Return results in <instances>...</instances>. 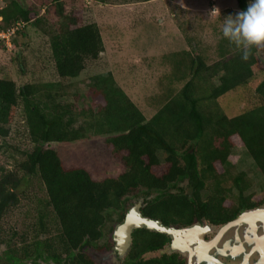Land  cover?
I'll return each mask as SVG.
<instances>
[{"label":"trees","instance_id":"obj_1","mask_svg":"<svg viewBox=\"0 0 264 264\" xmlns=\"http://www.w3.org/2000/svg\"><path fill=\"white\" fill-rule=\"evenodd\" d=\"M5 1L0 29L25 24L12 42L15 48L26 47L30 25L46 36L58 80L18 87L14 80L0 78V139L11 136L21 110L32 146L23 152L17 148L21 158L11 155V166L0 167V264H95L84 249L98 248L108 222L118 216L122 223L132 206L129 202L138 197L144 200L142 214L167 226L197 221L224 225L242 211L263 205L264 198L244 196L252 188L249 175L238 172L233 163L226 165L240 142L264 177V80L253 92L255 105L235 117L225 115L217 101L251 89L264 71L259 57L264 47H253L244 61L222 29L210 46L182 29L187 47L159 57L168 71L153 98L158 109L147 121L115 76L100 65L106 48L97 23H86L82 14L67 11L64 0H53L46 10L49 14L55 7L54 19L23 0ZM236 2L238 11L229 12L233 16L246 10L250 0ZM156 47L161 45L145 51ZM83 74H90L92 100L88 108L79 109L66 97L71 82ZM91 136L105 137L110 153L123 162V173L96 180L86 168H67L59 153L49 148ZM33 179L45 192L35 207L36 220L25 230H7L5 219L29 201L30 192L20 189ZM185 180L188 187L179 188ZM174 189L178 193H172ZM228 200L235 203L227 204ZM167 239L147 229L135 230L123 264H179L144 259L147 251L161 248Z\"/></svg>","mask_w":264,"mask_h":264},{"label":"rangeland","instance_id":"obj_2","mask_svg":"<svg viewBox=\"0 0 264 264\" xmlns=\"http://www.w3.org/2000/svg\"><path fill=\"white\" fill-rule=\"evenodd\" d=\"M23 1L28 6L37 7L42 15L55 18V7L49 14L46 13V10L52 7L53 0ZM63 4L67 11L73 10L82 14L86 23L99 25L106 48L100 65L115 76L118 85L143 112L147 121L158 109L153 98L160 92L159 80L168 71L167 67L159 63V57L187 47L182 29L189 36L197 37L205 46H210L211 43L217 42V31L222 29L224 20L231 15L229 12L238 11L236 0H156L149 3H141L138 0H64ZM6 5L5 1L4 7ZM27 33L29 39L26 47L15 48L11 45L4 48L1 44L0 78H10L18 87L30 83L57 81L49 39L31 25L27 28ZM21 42H26V39H21ZM151 45L161 47L145 51ZM259 57L264 64V51L259 53ZM89 75L83 74L71 82L70 96L66 97L68 102L76 103L79 109L91 105L92 98L88 93ZM263 80L264 71L258 74L250 90L232 92L219 99L217 103L222 112L232 118L254 106L256 100L253 92ZM21 112L19 110L16 116L11 136L6 141L0 139V167L11 166V155L17 159L21 158V154L16 152L17 148L23 152L32 147L25 134ZM49 148L59 153L67 168H86L96 180L109 176L117 177L125 171L123 162L108 150L103 136H91L89 139L71 143H52ZM159 155L163 160L164 155ZM230 161L226 165L227 168L233 163L238 172H246L252 180V188L246 191L244 196L251 195L256 196L257 200L263 199L264 177L240 142L236 143ZM188 184L189 181L185 180L178 186L186 189ZM20 190L30 192L29 201H24L23 206L5 219L7 230L14 226L25 230L24 227L34 222L37 217V201L45 196L38 179H33L31 184L23 186ZM178 191L174 189L172 193ZM143 201L138 197L128 205H132V208ZM230 203L235 202L228 200L227 204ZM119 224L121 223L118 216H115L114 221L108 222L105 227L104 237L98 244L100 248L84 249L95 264L125 262L127 252L119 254L114 243L116 229H113ZM155 256L158 254L148 257Z\"/></svg>","mask_w":264,"mask_h":264},{"label":"flooded vegetation","instance_id":"obj_3","mask_svg":"<svg viewBox=\"0 0 264 264\" xmlns=\"http://www.w3.org/2000/svg\"><path fill=\"white\" fill-rule=\"evenodd\" d=\"M142 206H143V202H142ZM262 207L264 208V203H263V205H261L260 207H257V208H262ZM141 209H142V207H141ZM254 209H256V208H254ZM249 210H253V209L244 210L239 215H241L243 212L249 211ZM251 221L252 220H250L249 223L242 224L240 226V228L233 230L227 236H225V239H227V241H231L232 243H235V246L237 247L238 250L231 245L229 246V244L224 245L223 243H224L225 239L223 240V242L220 245L218 244L217 247H214V249H211V250L208 249L207 250L206 247L202 246L199 243L200 238L196 237V240L192 246L194 253L200 254L199 251L201 252L202 250H205L207 252V255H208V258H206L204 261H203V258H198L199 260H198L197 264H264V219L263 220L262 219H256L253 222H251ZM195 224H199L203 228L204 227L205 228H207V227L212 228L210 231H208L204 234L203 238H204V241H206L207 243L212 242L217 237L218 230L225 225V224L224 225H214L212 223H207V222L201 223L200 221L195 222L193 225H195ZM165 226H167V225H165ZM190 226H192V225H190ZM171 227H175L177 229H182V228H185L188 226L177 225V226H171ZM213 228H214V230H213ZM115 231H114V234H115ZM151 232H153V231H151ZM241 235H243V238L240 239ZM167 237H168L167 242L161 248H159L155 251H147L144 254V259L145 260L158 259V260H161L162 262L165 259L166 260L172 259V260H175L176 262H178L179 264H190L189 255L183 254L178 250H174V248L172 246L173 245L172 239L169 236H167ZM237 237H239V238H237ZM247 238H248V240H247ZM132 239H133V234H132ZM114 243H115V241H114ZM228 243H230V242H228ZM199 244H200V246H199ZM115 245H116V243H115ZM129 249H128V251H129ZM128 251H127V253H128ZM151 254H158V256L151 257V258L148 257ZM126 257H127V255H126Z\"/></svg>","mask_w":264,"mask_h":264},{"label":"water","instance_id":"obj_4","mask_svg":"<svg viewBox=\"0 0 264 264\" xmlns=\"http://www.w3.org/2000/svg\"><path fill=\"white\" fill-rule=\"evenodd\" d=\"M142 202L135 204L127 213L123 223L119 224L114 234V241L116 243V250L119 254H125L132 244V234L138 229H147L149 231L157 232L169 236L173 241L174 250H178L183 254H188L190 258V264H197L198 258H203V261L208 258L205 250L199 251L200 254L194 253L192 246L196 240V237L200 238L199 243L208 249H214L217 245L221 244L230 232L240 228L244 223L253 222L256 219H264V208H256L253 210L245 211L239 215L235 220L225 224L218 230L217 237L212 242L204 241V234L210 231L212 228H203L199 224L188 226L182 229H177L171 226H165L160 220H154L145 217L141 212ZM214 230V228H213ZM235 232V231H234ZM236 234V233H235ZM234 234V235H235ZM237 235V234H236ZM239 238V237H237ZM243 235L240 236V239ZM248 240V238H247ZM230 242V243H228ZM199 244V246H200ZM224 245L235 246V243L227 241L225 239ZM238 250V249H237Z\"/></svg>","mask_w":264,"mask_h":264},{"label":"clouds","instance_id":"obj_5","mask_svg":"<svg viewBox=\"0 0 264 264\" xmlns=\"http://www.w3.org/2000/svg\"><path fill=\"white\" fill-rule=\"evenodd\" d=\"M222 33L241 50L242 60L247 61L253 47H264V0H250L246 10L229 15Z\"/></svg>","mask_w":264,"mask_h":264},{"label":"built area","instance_id":"obj_6","mask_svg":"<svg viewBox=\"0 0 264 264\" xmlns=\"http://www.w3.org/2000/svg\"><path fill=\"white\" fill-rule=\"evenodd\" d=\"M5 0H0V10L4 8ZM2 22V17H0V23ZM25 24L23 22H19L15 24V26L10 27L7 30L0 29V42L3 43L6 47H11L13 40L16 37L17 32L23 28Z\"/></svg>","mask_w":264,"mask_h":264}]
</instances>
